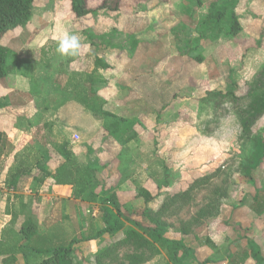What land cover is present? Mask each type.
I'll return each mask as SVG.
<instances>
[{
    "label": "rangeland",
    "instance_id": "1",
    "mask_svg": "<svg viewBox=\"0 0 264 264\" xmlns=\"http://www.w3.org/2000/svg\"><path fill=\"white\" fill-rule=\"evenodd\" d=\"M202 1V6L197 0L176 1L172 3L173 10L170 5L144 7L143 11L153 8L151 14H157L151 17L157 18L153 25H157V29L153 31L167 45L166 50L173 53L178 50L173 31L179 33L182 47L188 41H193L192 46L197 47L194 40L198 36V26L208 18L212 5L219 0ZM48 3L49 13L43 10L46 3H35L34 17L15 42L11 40L16 36L14 31L4 38V44L9 45L10 74L0 81V113L4 125L0 149V258L16 251L18 244L24 246L18 234L21 228L29 226L40 234L60 235L57 240H49L56 245H68L73 237L90 238L94 232L106 228L104 211L112 209L105 202L107 198L116 194L132 211L134 198L144 185L155 195L150 204L152 210L171 206L164 220L166 238L183 242L195 252L197 262L190 257L178 264H204L206 261L208 264H238L232 241L236 230L246 233L254 241L255 251L264 258V248L257 245L258 240L264 238V229H257L254 222L247 219L250 207L254 212L264 211V172L255 171L254 182L246 175L257 153V143L242 138L241 119L236 110H229L231 104L217 112L212 102L204 101L208 99L205 90L210 82L212 88L225 93L231 90V81L238 80L242 73L246 72V77L253 79L264 67V0L240 1L236 14L243 31L239 36L228 37L223 33L215 41H201L197 50L205 48L202 54L207 56L210 69L220 68L217 75L205 81L204 88L191 80L190 74L204 71L205 67L186 55L181 59L167 57V74L184 81L183 85L190 79L192 85L197 84L194 88L198 95L194 101L180 104L168 121L157 120L153 135L143 137L146 157L124 168L118 145L111 146L108 140L114 121L106 119L96 133L101 143L94 141L86 147V162L91 172L88 193L77 197L75 205L58 206V202L52 201L42 211L41 197L32 177L12 187L9 170L25 148L36 150L51 172L65 160L63 145L70 141L62 136L56 124L70 97L63 89L61 78L63 72L70 69V61L84 54L85 48L82 47L76 57H65L56 51L57 41L68 32L79 34L83 43V31L89 29V24L83 21H72L65 0H49ZM228 26L226 23L225 28ZM210 35L208 33L207 37ZM165 38H172L175 47L169 46ZM94 52L96 55L97 51L90 54ZM180 97L185 99L182 94ZM261 126L262 122L257 123L253 129L258 139H264ZM79 135L74 137L80 139V145L87 139L82 140ZM82 155L79 153V157ZM94 198L96 200L91 201ZM128 215L133 217V214ZM120 222L121 228L115 235L75 245V263L128 264L126 258L135 250L118 244L135 227L126 219ZM149 242L154 249L145 251L150 259L144 264H177L173 261L174 247L154 240ZM205 245L209 246V252L202 251ZM108 248L112 249L111 253L99 263L98 256ZM239 250V254L247 252L246 247ZM40 259V256L30 255L29 264H37ZM247 259L246 264H259L254 258L248 256Z\"/></svg>",
    "mask_w": 264,
    "mask_h": 264
},
{
    "label": "crops",
    "instance_id": "2",
    "mask_svg": "<svg viewBox=\"0 0 264 264\" xmlns=\"http://www.w3.org/2000/svg\"><path fill=\"white\" fill-rule=\"evenodd\" d=\"M100 1L101 0H90L89 6L94 8L100 4ZM176 1L178 2L182 0H171V2L167 4H162L158 1H151L144 4L142 7L137 6L130 10H121L119 12L103 10L98 12L97 16L88 15L84 18H81V20L74 17L71 18L73 19L72 21L76 23L83 21V23L85 22L89 24V29L83 31V47L85 48L84 54L82 53L79 55V57L71 60L69 65L70 69L66 71L67 73L65 71L63 72L61 83H64L63 89L70 98L68 104L64 106L63 111H60V121L57 122L56 125L59 127L58 131L60 129L62 136L68 137L67 140L70 141L71 144L70 142L67 143H69L71 147L70 150L73 152L79 163L87 166V145L91 146L94 141H101V139L98 138V135H96V133L99 132L101 123L103 121L105 122L106 119H111L114 121L112 122L113 128V124L116 122L117 118L126 121L121 123L120 133L113 134V129L111 130L108 140L111 142V146L118 145L119 154L121 155V163L123 162L122 166L127 168L131 163H135L137 160H142L147 155L142 145L144 141L143 137L146 138V136L151 137L153 135V132L157 129V120L162 118L165 119V121H168L169 116L173 114V112H175L179 106H181L180 104L192 100L194 101L196 99L198 90L194 87L197 86V84L192 85L191 80H194L196 83H198V86H202L204 88L206 86L205 81L212 79L219 73L220 68L216 66L217 69L214 70L213 68L211 70V67L208 65L207 56L203 55L205 61L200 66L205 67V70H197L196 72L194 71L191 73V80L189 79V82H186L184 85V81L177 80L173 75L169 76L167 74V57L176 56L180 59L183 57L182 55H179L178 50L175 51V53L166 50L165 46L167 45L154 33L153 30L157 29V25L154 27L153 25L156 23L155 21H157V18L152 19L151 17L157 14H151L153 8H150L151 10L149 11L148 9L145 11L143 10L146 6L157 4L163 6L170 5L169 8L173 10L172 3H176ZM37 2H42L43 4L46 3L47 6L43 8V10L45 13H49V9L51 8L49 7V0H35L33 4V17L34 6ZM65 3L67 6V14H71L69 9V0H65ZM24 29L18 33H15L16 36L12 37V42H15L18 37H20ZM116 32L127 36H134L136 38L139 44L134 53L128 54L127 49L129 45H125L122 50L114 49L107 43L96 47L91 44L87 37V34L106 36ZM171 37L173 36L171 35ZM165 39L164 40L167 41L166 43H169V46H174V40L172 38ZM93 51H97V54L95 55V52L94 55L90 54ZM96 58L105 60L110 65V68H97ZM252 78L253 79L247 78L246 72L244 74L242 73L241 77L239 78L242 80L240 81L239 79H236L235 81H231V86L233 82L253 83L255 77L253 76ZM210 83L209 88L205 90L206 93L220 91L218 88H212ZM93 90L103 99L105 103V111L114 115L116 118L95 116L83 105V102L87 98H91L93 96ZM180 94H182L185 99H181ZM189 96L190 98H188ZM17 109L19 110V107ZM261 122V129H264V119ZM166 125L167 124H165V126ZM1 128H3V130H1ZM15 128L17 127L13 126L12 129ZM0 130L2 132L4 131L1 113ZM165 130L168 131L166 127ZM79 134H82L83 136ZM75 135L81 136L82 140H85L86 138V142L79 145L78 142L80 139L76 140L74 137ZM146 140L151 141V139ZM27 151H32L33 154H37L40 157L36 150L32 148H25L22 154L20 153L18 155L16 160H18L19 157L27 154ZM79 153H82L83 155L79 157ZM16 160L9 172L16 165ZM63 162L64 161H62L61 164H63ZM61 164H59L53 172H50L55 174L56 170ZM257 170L258 173H263L264 165L252 171V178H249L251 182L255 181L254 178H256L257 174L253 176V173ZM36 173L39 175V170H36L33 173V176H38ZM31 177L32 176L26 178L28 179ZM26 178H23L22 180ZM143 187L152 194L150 187L147 185H144ZM36 190L39 193V197H41L40 204L42 211H44L49 202L52 201L58 202V206L65 205V207L67 204L74 203L73 205H75L77 202L73 187L57 185L55 180L52 178L48 179L43 185H37ZM153 196L155 197V195ZM246 203L247 205L250 203V197ZM247 213H249L247 217L248 221L254 222L257 229L263 230L264 214L258 216L251 207L248 208ZM36 233L38 237L44 236L51 238L52 240H57V238L60 236H55L54 234L48 233ZM235 235V238L232 240L233 246L235 248L234 253H236L234 258L238 260V264H246L248 259L246 262H244L243 256L247 255L248 258L249 249L247 240L251 238L240 230H236ZM62 238L63 237L60 239ZM73 239L76 238L73 237L70 239V241ZM256 242L257 241H255V243ZM25 245L26 243H24V246ZM257 245H259L261 248H264L263 237L261 240H258ZM245 247L247 248V252L244 254H239V251H241L239 249H245ZM202 251L209 252V246L205 245ZM30 255L40 256L41 259L37 264H40L45 258L39 253H32L28 251V253L24 252V254H19L17 256V264H29ZM7 257L8 256H1L0 263L3 264V261Z\"/></svg>",
    "mask_w": 264,
    "mask_h": 264
},
{
    "label": "trees",
    "instance_id": "3",
    "mask_svg": "<svg viewBox=\"0 0 264 264\" xmlns=\"http://www.w3.org/2000/svg\"><path fill=\"white\" fill-rule=\"evenodd\" d=\"M35 0H0V81L10 74V67L8 65L9 48L4 44V38L8 36L9 32L16 33L23 30L31 21L33 17V4ZM90 0H69V9L74 18L81 19L88 15L97 16L98 12L108 10L111 12H119L121 10H130L140 5H144L151 1H158L162 4L170 3L171 0H101L96 7L89 6ZM241 0H219L215 2L210 14L206 20L199 24L197 29V38L194 40L197 47L202 40H217L221 34L228 37L239 36L243 28L236 14V9ZM200 6L203 5L202 0H197ZM229 26L225 28V24ZM16 31V32H15ZM211 33L210 37L207 34ZM173 36L176 41L179 55H186L197 64H203L205 59L202 54L204 48L197 50L193 47V41L184 43L182 47L179 40V33L173 31ZM11 35V34H9ZM87 37L92 45L99 47L101 44L107 43L114 49L122 50L125 45H129L127 52L132 54L136 51L139 42L134 36H127L118 32L106 35H90ZM96 67L102 69L110 68V65L101 58H96ZM242 84V85H241ZM208 99L204 101L212 102L214 110L219 111L225 109V105L231 104V107L237 111L241 119L242 138L246 140H253L257 143L256 155L252 160L251 166L247 167V176L252 178V171L264 165V139L257 138L253 131L257 123H261L264 119V67L255 78L254 83L250 82H233L232 88L228 92L215 91L207 92ZM83 105L91 111L95 116L100 117H115L109 112L105 111V103L103 99L93 90V96L87 98ZM116 118V117H115ZM126 120L117 118L113 124V134L121 132V123ZM4 136L0 130V149L3 145ZM64 162L52 174L47 168L46 164L42 162L41 157L33 154L32 151H27V154L19 157L14 168L10 171L9 184L16 187L19 182L26 177H33L36 185H43L48 179H54L55 183L60 186H71L74 189L75 197H83L88 193L90 187L91 172L88 166H85L76 159L73 152L69 149V144L66 142L63 145ZM39 170L38 176H33V173ZM155 197L148 191L143 189L140 194L134 198V209L130 211L126 204H122L117 198L116 194H112L110 198L105 200L106 204L112 206L111 210H105L106 228L94 232L90 238L73 239L68 245H56L49 242L51 238L37 235L35 229L31 226L21 228L19 236L22 241L26 243L17 245V250L8 255L3 261V264H17V256L24 254V249L39 253L45 258L40 264H76L74 258L75 245L83 242L97 241L106 235H115L121 228L120 219H126L133 227L126 236V239L118 244L119 246H128L135 250L132 255H128L126 260L128 264H144L150 259L145 251L154 249L149 240H154L162 244H166L175 248L174 262L181 263L188 258L195 259V252L188 248L183 242L170 241L166 238L167 230L165 228L164 220L170 212V207L165 205L159 211L151 209L150 204ZM94 198L91 201H95ZM258 199L256 198L255 202ZM138 206H137V203ZM126 212L127 215H126ZM258 216L264 214V211L255 210ZM128 214H133V217ZM54 241V240H53ZM248 256L254 258L259 264L264 262V258L260 256L259 252L255 251L254 242L248 239ZM117 245V246H118ZM115 248V247H114ZM112 249H105L99 256L98 261L101 263L103 259L111 253ZM142 251L141 253H138ZM233 257V256H232ZM243 261H247V255L243 256ZM206 261L204 264H208ZM126 264V263H124Z\"/></svg>",
    "mask_w": 264,
    "mask_h": 264
},
{
    "label": "clouds",
    "instance_id": "4",
    "mask_svg": "<svg viewBox=\"0 0 264 264\" xmlns=\"http://www.w3.org/2000/svg\"><path fill=\"white\" fill-rule=\"evenodd\" d=\"M82 37L75 33H64L57 41L56 51L65 57H76L83 47Z\"/></svg>",
    "mask_w": 264,
    "mask_h": 264
}]
</instances>
